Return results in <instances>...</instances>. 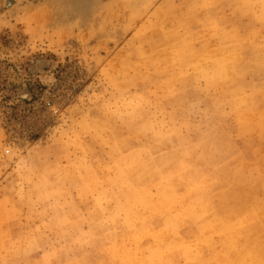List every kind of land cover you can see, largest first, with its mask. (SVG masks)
Returning a JSON list of instances; mask_svg holds the SVG:
<instances>
[{"label": "rangeland", "instance_id": "rangeland-1", "mask_svg": "<svg viewBox=\"0 0 264 264\" xmlns=\"http://www.w3.org/2000/svg\"><path fill=\"white\" fill-rule=\"evenodd\" d=\"M151 248L264 264V0H0V264Z\"/></svg>", "mask_w": 264, "mask_h": 264}, {"label": "bare ground", "instance_id": "bare-ground-1", "mask_svg": "<svg viewBox=\"0 0 264 264\" xmlns=\"http://www.w3.org/2000/svg\"><path fill=\"white\" fill-rule=\"evenodd\" d=\"M222 70V69H221ZM200 130V129H199ZM158 161H160V160H158ZM187 162V161H186ZM173 167H174V164H173ZM235 190V189H234ZM230 191H231V189H230ZM236 195V194H235ZM234 199V198H233ZM227 210V209H226ZM220 212V211H219ZM195 214H199V212L197 211V212H195ZM161 231V230H160ZM174 232V233H173ZM176 228H175V226L173 227V231H172V229H170L169 228V233H170V238L172 239V240H174V238H176ZM168 233V234H169ZM160 237V236H159ZM166 237H168V236H166ZM198 238V237H197ZM156 239V238H155ZM152 241V240H151ZM203 241V240H202ZM163 242H164V240H163ZM162 242V243H163ZM166 242H168V241H166ZM165 242V243H166ZM153 245V244H152ZM162 246H163V244H162ZM155 247V246H154ZM203 247V246H202ZM227 247V246H226ZM152 249V251H153V249L154 248H151ZM228 249V248H227ZM155 250V249H154ZM230 250H232V249H230ZM166 251V250H165ZM190 250H189V247H187V248H184L183 247V249H181V250H179V253H181V254H183L184 255V257H185V255H187L188 254V252H189ZM154 252V251H153ZM152 252V254L153 255H151V253H150V255L153 257L154 256V258H153V262H154V264H165L164 263V260H161L160 259V250H155V252L153 253ZM168 253V252H167ZM151 258V257H150ZM152 260V259H151ZM243 262V261H242ZM169 264H172V261H170L169 262Z\"/></svg>", "mask_w": 264, "mask_h": 264}]
</instances>
